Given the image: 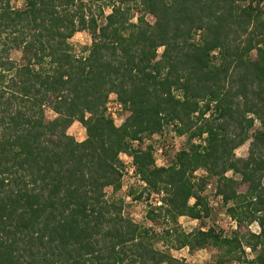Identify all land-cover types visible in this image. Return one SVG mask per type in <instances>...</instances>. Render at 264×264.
<instances>
[{"label": "trees", "instance_id": "1", "mask_svg": "<svg viewBox=\"0 0 264 264\" xmlns=\"http://www.w3.org/2000/svg\"><path fill=\"white\" fill-rule=\"evenodd\" d=\"M12 1L0 0V264H187L157 247L173 237L191 252L216 248L214 264H264L263 0ZM94 2L101 16V4L113 8L104 24L86 12ZM82 30L93 42L77 56L70 39ZM111 93L130 111L120 126L106 112ZM75 121L83 141L68 133ZM172 123L188 146L158 166L153 145L134 142ZM128 160L145 184L136 199L162 195L147 212L162 234L106 198ZM211 181L237 222L232 235L179 222L212 215Z\"/></svg>", "mask_w": 264, "mask_h": 264}, {"label": "rangeland", "instance_id": "2", "mask_svg": "<svg viewBox=\"0 0 264 264\" xmlns=\"http://www.w3.org/2000/svg\"><path fill=\"white\" fill-rule=\"evenodd\" d=\"M27 0H24L23 4H21V0H13L12 5L16 8H24ZM86 2L90 0H84ZM100 4V3H99ZM94 3H90L87 8L86 12L88 15H95L99 16V23L104 24L106 22V9L111 7L107 4L104 5V16L99 15V7L100 5ZM133 5V4H132ZM135 7L132 10V21L137 22L139 17L142 15L141 7ZM261 8L264 11V0L260 3ZM112 8V7H111ZM113 9V8H112ZM146 19L150 22H154L155 18L148 14ZM199 38V35L196 36V39ZM93 42V36L90 30H82L78 31L74 34V36L70 39V43L73 46V52L80 56L82 54L87 55L89 52L85 51L86 47H90ZM164 47L159 48V52H162ZM216 56H218V51L214 52ZM255 53H253V56ZM12 57L16 60L22 61V52L21 51H13ZM215 62L218 63V58H215ZM108 103H110L111 110L109 111L110 114H113L117 111L115 122L117 124H121L122 120H126L127 116L130 114L129 109L124 106L122 103V110L119 107V101L117 94L111 93ZM108 113V109L106 111ZM45 114L47 118L54 119L58 116V114L49 106L45 108ZM125 122V121H124ZM123 124V123H122ZM260 123H257L256 127H259ZM68 133L73 135L78 141H83L87 138V131L86 127L80 122L75 121L68 129ZM196 142H200V139H195ZM152 144L154 147V154L156 160H160V164L157 163L158 166H161V162H166L170 164L171 161L176 158V155L179 150L188 146V136L187 135H179L176 132L175 124H169L164 129L163 133L154 134L152 137H147L144 139V142L140 143L139 141L134 142V146H148ZM167 144L170 146L169 149H165L163 153H160V149ZM249 146L250 141L246 142L244 145L240 146L236 149V156L237 157H247L249 154ZM197 176H205L207 172L205 169H199L196 171ZM229 176H235L236 178H240V175L235 174L232 171L228 172ZM137 177V176H136ZM210 185L207 186L204 194L208 196L211 206L213 207V213L210 217L204 218L203 220H195L189 216H184L179 219V222L183 228V230L187 232H191L196 230L197 228L202 227L203 229H208L210 226H216L218 229L224 231L227 235H232V233L237 229V222L228 214L227 208L228 206L224 203L221 196L216 194V183L211 181ZM145 188V184L140 180V178H135L132 175H129L126 170L123 171L122 177V186L120 189L115 190L112 186H109L105 189L106 191V198L109 200L114 201H122L123 204V214L124 216L134 220L135 222L141 223L146 226H153L158 233L162 234L163 226L159 227L154 225L148 218L147 212L151 206H159L162 205V195H148L144 193V197L141 199H136V197L143 192ZM194 202V199L191 200ZM253 227L261 231L260 226L257 222H251L247 229L250 232H255ZM174 240L166 241L161 240L157 243V247L160 250L169 251L174 256L178 258H182L186 261L187 264H214L216 261L219 251L216 248L208 247L199 250H195V252H191L187 247L184 248H177V242ZM187 249V251H185ZM253 253L255 251L252 249ZM247 255V254H246ZM229 264H237V262H230ZM245 264H250L246 262Z\"/></svg>", "mask_w": 264, "mask_h": 264}, {"label": "built area", "instance_id": "3", "mask_svg": "<svg viewBox=\"0 0 264 264\" xmlns=\"http://www.w3.org/2000/svg\"><path fill=\"white\" fill-rule=\"evenodd\" d=\"M109 105H110V103H107V109H108L107 115L108 116H109V111L111 110V107ZM119 107H120V110H122V103H120V102H119ZM116 114H117V111H115L113 114H110V116L114 119V121H115V119L117 120ZM124 121L125 120H122L121 124H117V122H115V123H116V125L120 126V125H122V123H124ZM169 148H170V146L165 144L159 151H160V153H163L165 149L167 150ZM156 163L160 164V160H156ZM161 164L166 165V162H161ZM125 170L129 175H132L135 178H137V177L140 178L139 175L137 174L136 166L133 164L132 161H130V160L126 161V169ZM211 186L212 185H210V187Z\"/></svg>", "mask_w": 264, "mask_h": 264}, {"label": "clouds", "instance_id": "4", "mask_svg": "<svg viewBox=\"0 0 264 264\" xmlns=\"http://www.w3.org/2000/svg\"><path fill=\"white\" fill-rule=\"evenodd\" d=\"M23 2H24V0H21V4H23ZM112 12H113V9L111 7L106 9V14H111ZM253 230L255 231L256 235H260V231L258 229L253 227ZM247 239H251V238L248 237ZM261 247H264V245H262ZM185 251H187V249ZM245 252L247 253L246 259L248 261L256 260L259 256V250H257V252H255V253H253L251 245L245 246Z\"/></svg>", "mask_w": 264, "mask_h": 264}, {"label": "crops", "instance_id": "5", "mask_svg": "<svg viewBox=\"0 0 264 264\" xmlns=\"http://www.w3.org/2000/svg\"><path fill=\"white\" fill-rule=\"evenodd\" d=\"M184 218V216H182ZM181 218V217H180ZM196 220V219H195Z\"/></svg>", "mask_w": 264, "mask_h": 264}]
</instances>
